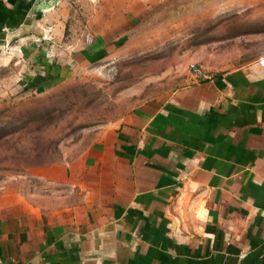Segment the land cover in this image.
I'll list each match as a JSON object with an SVG mask.
<instances>
[{"label":"crops","instance_id":"crops-1","mask_svg":"<svg viewBox=\"0 0 264 264\" xmlns=\"http://www.w3.org/2000/svg\"><path fill=\"white\" fill-rule=\"evenodd\" d=\"M37 2L0 0V47L41 24L51 9ZM153 3L91 1L85 29L95 48L69 60L97 61ZM193 10L215 26L206 40L195 29L200 43L180 86L34 169L40 186L0 199V264H264V24L244 21L264 8L196 0ZM218 45L231 48L222 55Z\"/></svg>","mask_w":264,"mask_h":264},{"label":"rangeland","instance_id":"rangeland-1","mask_svg":"<svg viewBox=\"0 0 264 264\" xmlns=\"http://www.w3.org/2000/svg\"><path fill=\"white\" fill-rule=\"evenodd\" d=\"M91 1L96 3L60 0L41 14L44 20L34 30L0 47V199L40 186L34 169L75 155L103 125L180 86L188 57L200 43L193 34L197 30L206 40L215 26V17L201 21L195 15L196 0H153L139 13L130 38L117 45L106 40L107 55L70 61L83 46L95 48L85 29ZM257 5L264 8V0ZM244 21L264 24V13ZM209 22L214 24L208 28ZM33 38L41 42L35 49L28 43ZM211 48L224 55L231 47ZM44 50L52 56L40 54Z\"/></svg>","mask_w":264,"mask_h":264},{"label":"water","instance_id":"water-1","mask_svg":"<svg viewBox=\"0 0 264 264\" xmlns=\"http://www.w3.org/2000/svg\"><path fill=\"white\" fill-rule=\"evenodd\" d=\"M60 0H38L35 8L38 6V5H41V4H46L47 3V7H46V10H49L50 8L54 7L57 3H59ZM42 10V9H41Z\"/></svg>","mask_w":264,"mask_h":264},{"label":"built area","instance_id":"built-area-1","mask_svg":"<svg viewBox=\"0 0 264 264\" xmlns=\"http://www.w3.org/2000/svg\"><path fill=\"white\" fill-rule=\"evenodd\" d=\"M260 63H261L262 65H264V58H262V59L260 60ZM191 69H193V70L195 71L196 74H201V73H202L201 68L198 67V65L195 64V63H192V64H191Z\"/></svg>","mask_w":264,"mask_h":264}]
</instances>
